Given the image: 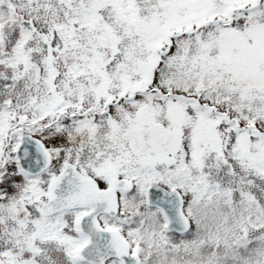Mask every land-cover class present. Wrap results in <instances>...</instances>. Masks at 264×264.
<instances>
[{"label": "snow or ice", "instance_id": "6c2138e0", "mask_svg": "<svg viewBox=\"0 0 264 264\" xmlns=\"http://www.w3.org/2000/svg\"><path fill=\"white\" fill-rule=\"evenodd\" d=\"M0 264H264V0H0Z\"/></svg>", "mask_w": 264, "mask_h": 264}]
</instances>
